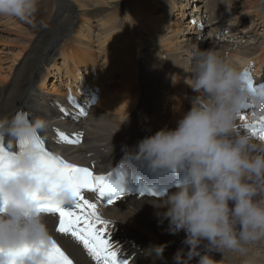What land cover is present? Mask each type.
<instances>
[{
    "label": "bare ground",
    "instance_id": "1",
    "mask_svg": "<svg viewBox=\"0 0 264 264\" xmlns=\"http://www.w3.org/2000/svg\"><path fill=\"white\" fill-rule=\"evenodd\" d=\"M39 1L35 26L13 27L22 32L26 49L23 45V54L12 61L6 72L0 69V116L10 117L23 109L31 114L30 118L45 117L48 126L63 128L71 137L81 133V146L68 145L57 138L50 142L68 159L93 161L98 170L111 167L133 136L139 137L156 127H172L190 108L196 95L189 87L190 52L194 46L211 49L241 68L264 62V0ZM231 1L236 10L224 12L223 7ZM160 2L164 11L151 17L150 12ZM185 9L199 18L205 16L206 24L214 22L208 33L202 32L198 26L201 21L196 17L186 22L184 28L179 22L166 20L165 13L177 10L183 15ZM251 14L255 21L251 20ZM96 18L94 38H88L93 26L89 22ZM7 22L17 24L19 19L0 16V23ZM236 23L243 26L235 30ZM93 52L103 54L100 62ZM105 59L111 65L101 63ZM112 59H118L114 60L116 66ZM50 75H56L58 80L64 76L65 93L75 97V101L92 96L95 105L83 116L72 108L68 110L61 98L64 92L57 87L52 94L43 90ZM105 83L110 86H104ZM241 115L245 119H238L236 132L247 133L258 147H264L258 127L257 135L243 127L245 123L258 125V120L250 119L248 110ZM84 198L96 202L92 194H84ZM161 199L130 194L112 205L103 202L97 205L101 218L110 221L115 239L130 255L131 264H174L173 256L185 247L183 231L169 233L168 220L161 215L164 209L158 207ZM44 216L50 236L57 239L76 264H97L82 243L71 234L56 230L57 215ZM158 245H164L162 257L149 255L148 250ZM246 248L244 255L227 250L211 255L218 264H264V240ZM190 264H196L195 260Z\"/></svg>",
    "mask_w": 264,
    "mask_h": 264
},
{
    "label": "clouds",
    "instance_id": "2",
    "mask_svg": "<svg viewBox=\"0 0 264 264\" xmlns=\"http://www.w3.org/2000/svg\"><path fill=\"white\" fill-rule=\"evenodd\" d=\"M38 5L39 0H0V16L35 26ZM190 63L189 87L196 94L190 108L176 127L140 140L135 155L153 169L183 167L176 190L158 205L169 233H185L174 264H218L211 253L244 255L247 245L264 240V147L236 132L245 110L250 119L264 116V90L250 89L241 67L211 49L194 46ZM30 116L23 109L0 116V140L16 148L15 158L0 168V264H8L5 253L16 250L21 254L15 264H39L51 241L40 205L73 198L69 182L43 173L32 141L49 121ZM163 250L154 246L148 254L161 258Z\"/></svg>",
    "mask_w": 264,
    "mask_h": 264
},
{
    "label": "snow or ice",
    "instance_id": "3",
    "mask_svg": "<svg viewBox=\"0 0 264 264\" xmlns=\"http://www.w3.org/2000/svg\"><path fill=\"white\" fill-rule=\"evenodd\" d=\"M243 78L247 81L252 90H264V82L254 86L248 70L243 71ZM250 106H246V109ZM80 115H85L84 111ZM243 121L245 117L240 115ZM244 128L249 129L252 135H257V125L245 123ZM258 130L261 133L260 139L264 140V116L260 117ZM81 133L72 134L70 139L63 132L58 134L59 142L77 144L80 142ZM46 140L42 136L35 137L32 141L33 147L39 152L42 163V171L57 181H67L73 190V198L67 203L44 202L40 205V210L44 213L59 214V224L57 231L71 236L83 247L97 264H118L116 253L111 251V245L103 236L110 221L102 219L97 211V205L101 202L108 205L115 203L123 194L121 186L122 175L117 173L118 179H111L112 173L108 175H94V170L88 167L78 166L68 162L59 153L46 148ZM19 147H24L23 144ZM16 148L8 146L0 140V168L7 162L15 158ZM85 192L97 194L96 202L90 203L84 198ZM86 206V208H85ZM98 225L102 227H97ZM10 257L8 264H15V257L21 254L20 250L5 253ZM39 264H73L65 251L51 239L47 250L43 253V258ZM123 264H126L124 261Z\"/></svg>",
    "mask_w": 264,
    "mask_h": 264
},
{
    "label": "rangeland",
    "instance_id": "4",
    "mask_svg": "<svg viewBox=\"0 0 264 264\" xmlns=\"http://www.w3.org/2000/svg\"><path fill=\"white\" fill-rule=\"evenodd\" d=\"M241 1H243V0H241ZM39 3H40V1H39ZM192 3V2H191ZM190 3V5H192L191 6V8L193 7V4H191ZM199 6H200V4H199ZM42 7V4H41V6H40V8ZM235 7L236 6H234V9H235ZM38 8H39V5H38ZM190 8V9H191ZM236 10V9H235ZM161 11H164V7H163V4H162V2H160V4H158V5H156V8H154L151 12H150V16L151 17H153L154 15H156V13H159V12H161ZM202 11L204 12V10H203V8H202ZM177 10H176V12H173L172 14H167V13H165L166 14V20L167 21H173V22H175V23H178L179 22V26L180 27H185V24H186V22H189V21H185V20H183V18L181 19L180 18V16L181 15H179V16H177ZM188 12V11H187ZM250 17H251V20L253 21H255V19H254V16L251 14V15H249ZM182 17V16H181ZM203 18L204 19V17L205 16H203V15H200V18ZM180 18V21L178 20ZM201 18V19H202ZM13 21H15V19H13ZM204 21V20H203ZM98 23V21H97V18L96 19H91L90 20V22H89V25L90 24H92L93 26H91V28H92V32H90L88 35H87V37L88 38H94V31H95V28H94V25H98L97 24ZM213 23L214 22H212V24H208V22H207V24H206V22H205V30H203L202 32L203 33H205V32H207V31H209V28L213 25ZM19 24H24L23 26H25V25H27L26 23H24V22H21L20 20H19V22L16 24V23H14V24H11L10 22H7V23H0V69H1V71L2 72H6V70H7V68L11 65V63H12V61L15 59V58H17L18 56H21L22 54H23V52L25 51V49H26V41H24L22 38H21V33L22 32H16V31H18V30H14L15 28H13L14 27V25H19ZM29 25V24H28ZM237 27H235L234 29L235 30H238L241 26H243V24L242 23H236L235 24ZM210 26V27H209ZM7 27L9 28V27H11V31H7L6 29H7ZM82 27V26H81ZM195 27V26H194ZM253 29V28H252ZM15 32H14V31ZM13 32V33H12ZM18 33V34H17ZM251 34H252V32H251ZM214 35V34H213ZM255 36V35H254ZM21 38V39H20ZM23 45H24V51L22 52V49H23ZM95 50H96V48H95ZM89 53H92V51H88ZM94 53V52H93ZM105 55V54H104ZM95 56H97L98 57V62H100V60L103 58V54H97L96 52L94 53V58H95ZM119 59V58H118ZM118 59L116 60V59H112V63L114 64V66H116L117 65V62H118ZM117 61V62H115V61ZM107 62L108 64H110L111 65V63L109 62V61H107L106 59L105 60H103V61H101V63L102 62ZM3 69V70H2ZM98 73H99V70L97 71ZM96 71H94V75H93V77H96ZM51 77H48L49 79H48V82L46 83V85L44 86V88H43V90H46V93H48V94H52V93H56V90H54V87H57V88H59V90H60V92L61 93H65V79H64V76L62 75L61 77H60V79L61 80H58V77H56L55 78V76L53 75H50ZM98 76H99V74H98ZM93 77H90V78H93ZM99 79H101V78H99ZM112 81H113V79H112ZM61 82V83H60ZM107 83H109V82H107ZM107 83H105L104 84V86H106V87H108V86H110L109 84H107ZM62 85H63V87H62ZM101 87L102 86H100V87H98V88H100V90H101ZM75 90H76V88H75ZM98 90V89H97ZM185 106V105H184ZM188 106V105H187ZM129 233V232H128Z\"/></svg>",
    "mask_w": 264,
    "mask_h": 264
}]
</instances>
